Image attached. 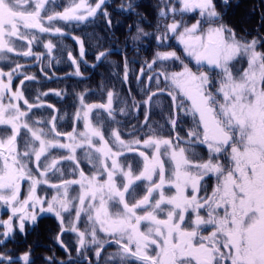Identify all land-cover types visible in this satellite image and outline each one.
I'll list each match as a JSON object with an SVG mask.
<instances>
[{
	"label": "snow or ice",
	"instance_id": "obj_1",
	"mask_svg": "<svg viewBox=\"0 0 264 264\" xmlns=\"http://www.w3.org/2000/svg\"><path fill=\"white\" fill-rule=\"evenodd\" d=\"M108 3L0 0V212L8 213L0 247L52 214L55 241L71 264L86 258L71 257L64 233L75 234L78 253L92 251L98 262L105 253L103 264H264V36L238 37L215 0H158L154 34L137 22L134 41L154 35L159 47L181 49L145 61L136 79L155 87H145L142 99L130 88L123 98L110 89L106 102L89 103L85 90L75 94L76 110L61 116L41 99L47 92L26 98L25 81L36 77L15 57L43 62L45 53L33 51L42 46L51 67L57 44L49 37L101 17L111 26ZM221 4L226 11L230 0ZM120 11L135 12L132 0ZM71 38L83 60L84 40ZM108 55L99 51L95 60ZM68 58L82 76L81 61ZM131 71L125 58L122 83ZM45 107L52 114L37 118L34 110ZM133 113L137 120L143 114L139 127L117 118ZM154 113L164 122H150ZM60 119L71 130H60ZM21 262L35 264L31 249L0 251V264Z\"/></svg>",
	"mask_w": 264,
	"mask_h": 264
},
{
	"label": "rangeland",
	"instance_id": "obj_2",
	"mask_svg": "<svg viewBox=\"0 0 264 264\" xmlns=\"http://www.w3.org/2000/svg\"><path fill=\"white\" fill-rule=\"evenodd\" d=\"M234 0H232L233 2ZM264 1V0H263ZM58 2H64V0H58ZM216 4H217V8L221 7L219 10L220 12L223 13V20L225 22L226 17L224 16V13H228L231 14L236 12H238V8L242 9V12H244L246 14V17L244 19H241V21H239L238 17H236V20L239 24L244 25V28L241 26L240 28H238L239 30H237V36L238 37H244L246 39H252L251 37H256L255 33H252L253 31L251 30H245L247 28V26H245V23L248 22H264L262 21V17H264V4L262 7L256 8L258 5L254 2V0H244L242 2H236L235 7H231L233 6V3L231 6H229L227 8V10L225 11L224 7L221 6V0H215ZM252 3L254 5H252V7L249 9L244 10V5ZM58 10H62V9H58ZM240 10V9H239ZM241 11V10H240ZM239 11V13H240ZM157 16V15H156ZM232 18V17H231ZM253 18H255L254 20H252ZM155 22H158L157 18H155ZM190 22H194V21H190ZM157 23H155L154 26H156ZM62 26V25H61ZM86 25H76V24H72V25H68L65 27V32L66 33H70L71 35H66L64 37H49L50 39H52L53 43L57 44V48L53 51L52 56L55 57V60L53 61L51 67H49L48 65V61L49 59H51V57H48L46 54V49H44L42 46H33V51L37 52V53H45V59L43 62H39L35 59V57H15V59L21 63L24 64L30 60H32L34 58L35 61V65H36V69H35V73L36 74V82L33 84L35 87L33 88L32 85V81H25V85H24V92H25V96L26 98L29 99L30 102H33L35 96L39 93L42 92H47L48 95L47 96H43L41 97V99L45 102V104H51L54 106L55 109H59L60 110V115L63 116V114L65 112L71 114L72 112H74L76 110V107L78 106V101L76 99V93H80V92H84L85 90H88V94L86 96V102L89 103H104L106 102V95L105 93L110 90V89H114L115 91H117L118 93H120V91H122L123 93H120V97H128L129 96V92L128 89H131V96L135 97V99L140 100L144 97V92L143 89L145 87H151L149 84H147L143 78L137 80L136 76L139 73V70L145 66V61H150L155 53L157 51L160 50H176V49H164L161 47H149L146 42L149 41V37L151 36H147V37H142L143 39H145L146 41L144 42L143 40H136L133 41V39L130 41H128L126 43L125 49L124 51L126 52V55H123L120 62L116 61L114 63V58L113 56L119 53L123 54L121 49L119 47H116L114 42L112 41V43L110 44L112 47H110V50L108 51L109 56L107 58V64L104 65V67H106L107 72L110 74L111 78V83L112 86L111 88L106 89L105 91H103V97L101 98V100L99 102H92L91 101V96L89 95V93L94 94L95 96H97V93H99V89L92 86H90V82H88V78L89 76L85 73V71L87 70L88 66H91L92 64H94L96 61L95 60V54L97 52H99L98 47L94 48L93 43L96 42V40H94V42L91 44V41L88 42L90 43V45H87V40H89V35L90 32L89 30H86L87 27H85ZM136 28V27H135ZM147 30H149V27L146 28ZM248 29H253L252 28H248ZM145 31V30H144ZM148 32V31H146ZM250 32V33H248ZM254 34V36L252 35ZM71 36H78L81 39L84 40L85 43V57L83 58V60H87V63L85 64L83 62V60L79 57V45L77 44V42L75 40H73L71 38ZM93 35H92V37ZM141 38V39H142ZM113 40H115V37H113ZM151 41L156 42L155 39H152ZM46 42V41H45ZM169 43H175L174 41H170ZM94 48V49H93ZM90 50V52H88V50ZM123 50V49H122ZM178 52V51H177ZM68 53H71L72 56L76 57V59L78 61H81L80 63V70L83 73L82 76H75L73 75L74 71H75V66L71 63V60H69L68 58ZM90 54V55H89ZM179 54V52H178ZM92 56V57H91ZM150 57V58H149ZM125 58L127 59L128 63H129V67L132 69V71L129 74V80L127 81L126 86L123 88V90H121V88H119L118 84H121L120 80L123 79V64L125 61ZM58 60L59 63H56L55 61ZM98 63V62H97ZM0 66H4V62L0 61ZM190 67L192 66L191 64L189 65ZM41 68L44 69V71H41ZM83 68V69H82ZM5 70L7 71V67H5ZM175 70H178L175 69ZM24 71L27 72V70L25 69ZM45 72L47 73V76L45 75ZM28 75H31L30 73L27 72ZM41 74V76H39L40 78H38V75ZM147 74V72H146ZM122 75V76H121ZM20 77H16L13 81V86L17 87L18 85V81H19ZM66 79V80H65ZM65 80V81H64ZM75 80L81 81L79 84L75 83ZM30 83V84H29ZM28 87V88H27ZM39 87V88H38ZM155 87V86H154ZM16 90V89H13ZM61 92L62 95L61 96H56L54 94V92ZM126 91V92H125ZM22 104V102H21ZM167 101L165 100L164 105L166 106ZM116 106V104H114V107ZM22 107L23 104H22ZM36 112V117L37 118H41V117H46V116H50L52 114L51 110L48 109L47 107L39 109V110H34ZM159 109H156V112H158ZM93 116L95 117V113L93 114ZM135 114H131L128 117H123V116H118V119L124 120L129 122L130 124H136L137 127H139V122L143 120V114L141 113L139 115V119H135L134 118ZM63 120V131H67V130H71V125L70 122L67 119H60L58 121V123H60ZM153 121H159L160 123H163V117L160 115H156L155 113L153 114V116L150 118V122ZM95 122V119H94ZM80 127V129L82 130V126H78ZM185 129L190 127V123L185 124ZM167 134V133H165ZM182 136L184 135V132L181 131L180 133ZM203 151V149H202ZM133 167L135 169V164H133ZM85 171H87V168L85 169ZM25 189H26V182H25ZM51 191V190H50ZM49 191V192H50ZM25 191L21 192V195H24ZM38 194H41L38 191ZM42 194H44L42 192ZM41 194V195H42ZM7 213V210L5 209L3 212H0V219H6V217H4L3 214ZM53 223L56 226V231H60L59 228V224L57 219L55 218V216H53L52 214H44L38 217V222L36 226H31L29 224H26V229L25 232L26 234H21L17 231L16 234H20L24 240L29 241L32 239V236L36 233L38 229H40V227H47L50 226V224ZM57 232V233H58ZM71 236L72 241L75 243L76 245V238H75V234L73 233H64L63 236ZM31 237V238H30ZM49 237V234H48ZM55 237V236H54ZM20 237L15 238V240H13L14 243L19 242ZM63 239V238H62ZM23 243V241H22ZM52 246L48 245V243H43L41 240L37 239L36 243L34 242V246H31V243H25L23 248H20L18 250V252L16 251L15 256H20L22 255L24 252L28 251L29 249L32 250L33 253V258L36 261H39V257L42 255H47V257L53 256L50 255L48 253L45 252L46 248H51ZM112 247L115 246H111L110 249ZM57 248L60 249V251H62V247H60L59 244H57ZM92 256V255H91ZM66 256H64V254H60L58 253V255L55 256V258H57L60 261H63L65 259ZM22 264V262H21ZM85 264V263H83Z\"/></svg>",
	"mask_w": 264,
	"mask_h": 264
},
{
	"label": "trees",
	"instance_id": "obj_3",
	"mask_svg": "<svg viewBox=\"0 0 264 264\" xmlns=\"http://www.w3.org/2000/svg\"><path fill=\"white\" fill-rule=\"evenodd\" d=\"M238 1L242 2L244 0H234L233 2H232V0H230V6L233 3V6H231V7H235V5H236L235 3ZM128 2H129V0H109L108 6H107V11L110 13V16L112 19V25L111 26H108L102 17L97 19L95 24H89V25L85 26V27H87L86 30H89V32H90V35L88 37L89 40H87V45H90V43H88V42L91 41V44H92L94 42V40H96V42L93 43L94 48L98 47L99 51H104V50L109 51L110 47H112L110 44L112 43V41H115L114 42L115 46L119 47L120 49L121 48L123 49V50L121 49L123 54H121V53L117 54L116 53V55H114V63L116 61L120 62L122 56L126 55V52L124 51V49H125L126 43L128 41L131 42L132 37L136 35V28L135 27L137 25V22H139L140 26L145 31H148V33L154 34L156 32V27L154 25H155V23H157V22H155V18H157V16H156L157 15L156 4L158 3V0H132V2L135 5V12H130V11L122 12V11H120V6L126 5ZM252 5H254V4L249 3V4L244 5V10L247 11V9L248 8L250 9L252 7ZM220 8L221 7L217 8V9H220ZM239 11H240V13H239ZM136 13H140L141 15L137 16ZM224 16H226V22L236 23L237 22L236 17H238L239 21H241V19H244L246 17V14L244 12H242L241 8H238V12L236 10V12L231 14L232 18L230 17V14H228V13H226V15H224ZM252 20H254V18ZM82 25H84V24H82ZM147 27H149V30L146 29ZM92 35H93L94 39L91 38ZM150 36L151 37H149V41L146 42V44L150 48L151 47H159L156 42L151 41L152 39H154V35H150ZM97 37H99V39H97ZM113 37H115V40H113ZM142 40L144 42L146 41L143 38L140 39V41H142ZM176 49L179 50L178 47ZM88 52H90V50H88ZM179 54H181V52H179ZM109 56H111V55H109ZM107 58H108V56H107ZM107 58L105 61L98 62V63H97V61H93V62H95V64L97 66L95 68L88 66L87 70L85 71V73L89 76V78H88V82H90L89 87L94 86V87L99 89V93H97V96L89 93V95L91 96L92 102H99L101 100V98L103 97V93H104L103 91H105L108 88H111V86H112V83L110 81L112 77L107 72L106 67H104V65L107 64ZM80 82L81 81L75 80L76 84H79ZM120 82H121V84H118L119 88H121V90H123V88L126 86V84L122 83V80H120ZM154 86L155 85H152L151 87L154 88ZM120 93L122 94L123 92L120 91ZM57 232L58 231H56L55 224L51 223L50 226H47L45 228L43 226L40 227V229H38V231H37V234L35 233L32 236L31 240L26 241V240H24L23 237H20L18 241H23L26 244L31 243V246H34V242L36 243V240L39 239L44 244L48 243V245L54 247L57 245V243L55 241V237H54V236H56ZM48 234H49V237H48ZM12 243L13 242H11L10 247H16ZM13 255H15V254H13ZM45 257H47V255L40 256L39 261H36L35 264H47V262L44 259ZM50 257H53V256H50Z\"/></svg>",
	"mask_w": 264,
	"mask_h": 264
},
{
	"label": "flooded vegetation",
	"instance_id": "obj_4",
	"mask_svg": "<svg viewBox=\"0 0 264 264\" xmlns=\"http://www.w3.org/2000/svg\"><path fill=\"white\" fill-rule=\"evenodd\" d=\"M254 2L258 5L256 8L262 7L263 4H264V1L263 0H254ZM217 10H219V9H217ZM224 15H226V13H224ZM225 23L227 25H229L230 27H232L233 29H235L236 30V33H237V30H239L238 28H240L241 26L244 28L243 23L242 24H239V25H238V23H229V22H226V19H225ZM245 26H247V28L245 30H248V31L251 30V31H253L252 33H255L256 38H259L261 36H264V22H258V19H257V22H248V23H245ZM252 27H253V29H248V28H252ZM248 33H250V32H248ZM252 35L254 36V34H252ZM251 38H253V37H251ZM176 51L181 52V49L180 48H179V50L176 49ZM113 58H114V56H113ZM24 65L26 66L25 69L27 70V72L30 73L31 75H34L35 69H36V65H35L34 58L32 60L24 63ZM34 76L36 77V74ZM39 76L42 77L41 74L38 75V78H40ZM33 82L35 83L36 81H32V85L34 84ZM15 86H13V89H16L17 88ZM34 87L35 86L33 85V88ZM59 125H63V120L60 123H58V126ZM60 130L63 131V127ZM213 182L214 181H210V183H213ZM22 191H25V186H24V188H22ZM38 191L42 194V192L40 190H38ZM21 196L23 197L24 195L22 194ZM3 215H4V217H6V219L8 218V213H5ZM2 231H3V229L0 228V232H2ZM17 237H22V236L20 234L19 235L16 234L15 235V238H17ZM61 239L64 241V244L67 245V248H68V250H69V252L71 254V257L73 259H80L81 256H83V257L86 258V259H82L81 260V264H83V263H85V264H103L105 253H102L101 254L100 261L98 262L96 260V258L94 256V253L92 251H87V252H84V253H78L77 250H76V245L72 241L71 236H67V235L66 236H62ZM11 242H13V240L7 241L6 242V247H0V251H6V252H9L10 254H16V251L18 252V250L20 248H23V246L25 244L24 242L22 243V241H19V242H16V243L13 242L12 244H14L16 247H10L11 246ZM110 247L111 246H109L108 248L105 249V252L106 253H110V252H114L115 251V247H112L111 249H110ZM17 248H18V250H17ZM59 250L60 249H58L57 248V245H56V246L51 247V248H46L45 249V252L48 253V254L53 255L54 257L56 255H58V253L64 254V256H66L65 259L63 260L65 262V264H71V261H69V255L64 250V248L60 252H59Z\"/></svg>",
	"mask_w": 264,
	"mask_h": 264
}]
</instances>
